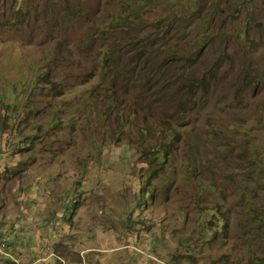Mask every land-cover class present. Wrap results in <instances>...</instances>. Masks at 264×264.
Masks as SVG:
<instances>
[{
    "label": "rangeland",
    "instance_id": "374dc122",
    "mask_svg": "<svg viewBox=\"0 0 264 264\" xmlns=\"http://www.w3.org/2000/svg\"><path fill=\"white\" fill-rule=\"evenodd\" d=\"M256 262L264 0H0V264Z\"/></svg>",
    "mask_w": 264,
    "mask_h": 264
},
{
    "label": "trees",
    "instance_id": "16d2710c",
    "mask_svg": "<svg viewBox=\"0 0 264 264\" xmlns=\"http://www.w3.org/2000/svg\"><path fill=\"white\" fill-rule=\"evenodd\" d=\"M116 19H114L113 21H115ZM206 26V28H208V23L205 25ZM109 49V48H108ZM107 49V52H106V54H105V57H104V61H106L107 59H108V54H109V50ZM256 264H257V262H256Z\"/></svg>",
    "mask_w": 264,
    "mask_h": 264
}]
</instances>
